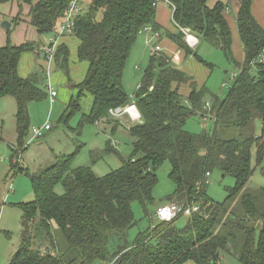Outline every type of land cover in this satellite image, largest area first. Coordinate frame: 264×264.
<instances>
[{
    "label": "trees",
    "instance_id": "1",
    "mask_svg": "<svg viewBox=\"0 0 264 264\" xmlns=\"http://www.w3.org/2000/svg\"><path fill=\"white\" fill-rule=\"evenodd\" d=\"M12 1L29 7L30 25L39 37L48 36L50 44L71 0H0V6ZM167 1L174 34L162 33L157 26L154 0H78L80 12L72 34L78 40L76 57L87 64V70L80 83H72L75 91L61 119L79 111L80 99L89 95L91 105L79 126L103 121L111 126V135L121 127L130 138L126 157L110 139L106 141L104 153L114 155L120 166L102 177L90 167L72 168L82 145L74 154L55 157L53 164L37 173L29 174L20 166L24 140L32 129L29 104L48 98V92L38 84L45 75L21 78L18 74L22 55L40 52L41 43L15 46L9 40L11 31L7 32V42L0 47V99H14L17 144L10 148L9 172L12 178L26 175L33 194L31 201L16 204L22 213L20 239L8 264H217L220 253L230 249L237 253L239 264H264V189L257 195L245 191L254 171L253 146L256 165L264 162V29L252 15L254 0L235 2L242 62L232 57L227 5L217 2L209 7V0ZM18 21L19 16L12 19L15 25ZM147 26L158 34L157 40L169 39L184 57L192 56L209 71L213 66L186 45L181 29L221 51L235 68L227 93L221 98L211 95L207 110L205 86L197 89L189 83L191 77L171 65L172 56L162 52L149 57L138 88L127 94L122 86L125 66L139 32ZM69 60L68 48L58 46L53 62L67 77ZM188 83L190 91L182 95L180 87ZM132 103L139 113L135 121L123 112ZM254 115L261 123L258 137L221 138L222 130L245 129ZM192 117L210 119L212 128L187 131L186 123ZM164 162L169 163L168 178L174 184L165 205H195L198 210L190 216L180 213L169 222L155 216L157 223L130 243L127 233L136 225L132 205L138 203L148 214L147 205L153 202L152 191L158 182L156 171ZM214 171L234 181L225 189L222 202L207 194V179ZM58 186L61 194L55 191ZM182 218L186 222L178 226ZM3 234L9 237L6 231ZM112 239L116 241L113 251ZM60 240L65 247H60Z\"/></svg>",
    "mask_w": 264,
    "mask_h": 264
},
{
    "label": "rangeland",
    "instance_id": "2",
    "mask_svg": "<svg viewBox=\"0 0 264 264\" xmlns=\"http://www.w3.org/2000/svg\"><path fill=\"white\" fill-rule=\"evenodd\" d=\"M96 16L97 20L101 17L100 14ZM233 20L235 28V17ZM234 28L232 27L231 32L232 57L236 62H242L243 53L241 41L237 27ZM43 37L45 40L49 38L48 36ZM151 38L150 44H156L158 40ZM199 41V44L192 50L197 52L202 60L213 66L212 71L208 70V75H206L203 82L207 90L204 102L208 103L206 106L208 110L211 107V95L221 98L227 93V90L233 83L235 68L233 64L225 59L221 51L211 47L201 39ZM38 54L42 55V51L38 52ZM175 55L178 54L176 53ZM150 56V50L145 45V35H138L126 63L122 80L123 89L127 94L132 95L138 88ZM34 57L37 58V52L34 53ZM55 72H59V70ZM36 74L43 76L42 72H37ZM58 74L64 75L61 71ZM53 76L51 74L52 78ZM75 76L78 78L79 74L76 73ZM64 77L66 78L65 75ZM52 78L51 80H53ZM45 80V77H41L38 82L43 90H45V86H48ZM57 86L62 88L61 95L63 96H56L53 103H50L48 94V98L29 104V128H39L40 125L37 124H43L46 121L49 122L51 130L43 132L42 137L32 140L33 142L28 145L27 142L31 138L29 131L24 140L25 150L21 152L20 166L27 170L29 174L37 173L53 164L55 157L74 154L76 149L82 145L71 163L72 168L90 167L98 177H102L117 169L120 166L119 160L114 155L105 154L104 147L106 141L110 139L114 147L123 156H128L130 153V138L125 129L118 127L116 132L111 135V126L106 125L103 121L97 124L85 123L79 126V121L83 115L88 113L91 105L92 99L89 95H84L80 99L79 111L75 112L69 118L65 117L61 119L66 113L70 85L61 81ZM57 86L55 88L58 93L59 89ZM70 91L75 90L71 88ZM15 111L16 105L14 99H0V264H8L19 246L21 231L20 218L22 213L16 204L29 202L33 199L30 181L27 176L24 174H16L12 178L9 172V160L13 154L10 148L17 145L14 119ZM131 112H134V110L132 109ZM211 128L212 121L210 119L202 121L197 117L190 118L185 126V129L191 133H199L203 130L210 131ZM260 130V118L258 115H254L245 129L222 130L220 136L224 140H243L248 137H258ZM251 167L254 171L245 187V191L257 195L264 189V162L260 166L256 165L255 146L251 150ZM169 169V163L164 162L156 171L158 182L152 191L153 202L147 205V215L144 214L143 208L138 203L132 205L136 225L127 233L128 242L131 243L138 233L157 223L155 218L156 210L166 204V197L171 195L174 190V184L168 178ZM207 182V194L215 202H222L227 195L225 189L234 185L233 179L228 177L222 178V175L218 171L212 172ZM55 191L59 194L62 193V189L59 186L56 187ZM185 222L186 219L182 218L177 222V225L183 226ZM3 231L8 232L9 237H6ZM115 246L116 241L112 239L110 242V250L113 251ZM60 247H65L62 240H60ZM219 259L217 264H239L237 261V253L233 249H230L229 252H221ZM94 264L102 263L97 261ZM185 264L195 263L187 261Z\"/></svg>",
    "mask_w": 264,
    "mask_h": 264
},
{
    "label": "crops",
    "instance_id": "3",
    "mask_svg": "<svg viewBox=\"0 0 264 264\" xmlns=\"http://www.w3.org/2000/svg\"><path fill=\"white\" fill-rule=\"evenodd\" d=\"M217 2L227 5L225 16L232 32V27L234 28L233 19L235 17V12H236V8H235L236 0H209L208 6L212 7ZM169 8L170 7H168L164 3H159L156 8L155 22L157 26L160 28V31L162 33L167 31L169 33L174 34L176 33V31L174 30L171 24L172 11ZM28 11H29V7L27 5L25 4L22 5L16 1H12L0 6V24H2L3 22H8L10 25L8 30H3L0 25V47L5 46L8 39V33H7L8 31H11V33L9 34L10 43L15 46L21 45L23 43H32L38 46V44L41 43L43 47L41 45L38 47H40V50L42 51V55H39L37 50H35L33 53H26V55L24 54L22 55L18 65L19 76L21 78H26L31 74L42 72V74L45 75V79H46L45 81H47L46 85H48V78L51 80L52 78L51 74H53L54 75L52 78L53 80H51L53 86L59 85L61 81L64 83H68L70 85L68 90L69 100H70V97H72L74 94V91H70L71 88L73 89L74 86L73 84L80 83L84 78V75L87 70V64L85 62L78 61L76 57L78 40L75 38V36L72 33H67V32L57 39V47L60 45H65L70 51L69 76L67 77L64 74L67 78L66 79L63 74L61 75L58 74L60 71L55 72L57 69L55 68L54 62L52 63L46 62L45 54L43 50H45V47H47L49 41L45 40L43 36L39 37L36 30L30 25L27 16ZM251 12L254 18L256 19V21L259 23V25L264 29V0H254L252 3ZM18 16H19V21L15 25L12 22V19ZM152 39H156V38L153 37ZM154 45H160L163 48L164 53H166V55L170 57L177 53L180 61L177 63L174 62L171 65L178 67L180 70L184 71L189 77H191V81L189 83L192 82L197 89L202 87L204 79L206 75H208L207 68L196 62L192 56L184 57V54L177 48V46L167 38L164 37L161 38L160 41L158 40ZM178 51H180L181 54ZM36 52H37V58L34 57V53ZM46 70L50 72L48 74V78L46 75L47 73ZM76 73L79 74L78 78L75 76ZM189 83L186 85H181L180 93L182 95H186L190 91ZM57 87L59 89L57 93V97L58 95L63 96L61 95L62 88L60 86ZM132 109L134 110V112H131ZM128 111L129 112H126V114L129 116L130 120L131 121L137 120V118L139 117V113L133 103L128 108ZM45 123L46 121L43 124H37V125H40L39 127H42ZM30 137L31 138L27 142L28 145H30L33 142L32 140H34L32 139L31 133H30Z\"/></svg>",
    "mask_w": 264,
    "mask_h": 264
},
{
    "label": "built area",
    "instance_id": "4",
    "mask_svg": "<svg viewBox=\"0 0 264 264\" xmlns=\"http://www.w3.org/2000/svg\"><path fill=\"white\" fill-rule=\"evenodd\" d=\"M159 3H164L165 5L170 7V4L167 0H154V4H153L154 8H157ZM79 12H80V6H79L78 0H71L69 2L68 7H67L66 17L59 26L58 33L54 37L51 38L50 44H49L50 47L48 46L44 50L45 59H46L47 63H52L54 60V53H55L56 48H57V39L59 37H61L66 32L72 33L74 23H75L76 17L79 15ZM181 32L183 33V36H184L183 39H184V42L186 43V45L190 49H195V47L200 42L197 35H195L194 33H192L188 29H181ZM139 35H145V45L150 50L151 55H158V54L164 52L163 48L160 45L150 44V38L151 37L152 38L153 37H155V38L159 37L157 33L153 32L151 26H147V27L143 28L139 32ZM172 60H173V62H179L180 61L178 55H172ZM46 72H47L46 75L48 78V74L50 72L48 70H46ZM234 76H235V74H233V77ZM47 91L49 94L50 103H53L55 97L57 96V92H56V88L53 86V84L49 78H48ZM129 107L130 106L126 107L123 112L124 113L129 112L128 111ZM110 113L113 114L111 111H110ZM49 129H50L49 122L45 123L42 127L32 128L31 129L32 139H37V138L42 137L43 132L48 131ZM197 210H198V207L195 205L192 207H186L185 208V207H183V205L170 203V204L163 205V206L159 207L156 210L155 216H156L157 220L160 222H164V221L169 222V221L173 220L180 213H183L185 216H190L191 214L197 212Z\"/></svg>",
    "mask_w": 264,
    "mask_h": 264
},
{
    "label": "water",
    "instance_id": "5",
    "mask_svg": "<svg viewBox=\"0 0 264 264\" xmlns=\"http://www.w3.org/2000/svg\"><path fill=\"white\" fill-rule=\"evenodd\" d=\"M9 23L8 22H3L2 24H1V27L4 29V30H8L9 29Z\"/></svg>",
    "mask_w": 264,
    "mask_h": 264
}]
</instances>
